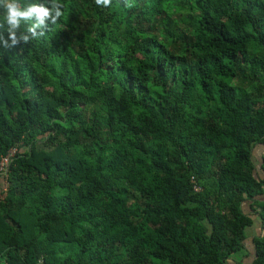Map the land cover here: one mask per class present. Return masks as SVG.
<instances>
[{
  "label": "trees",
  "instance_id": "1",
  "mask_svg": "<svg viewBox=\"0 0 264 264\" xmlns=\"http://www.w3.org/2000/svg\"><path fill=\"white\" fill-rule=\"evenodd\" d=\"M61 2L0 44V264H264V0Z\"/></svg>",
  "mask_w": 264,
  "mask_h": 264
},
{
  "label": "clouds",
  "instance_id": "2",
  "mask_svg": "<svg viewBox=\"0 0 264 264\" xmlns=\"http://www.w3.org/2000/svg\"><path fill=\"white\" fill-rule=\"evenodd\" d=\"M94 3L108 7L111 0H94ZM126 6L132 5L126 2ZM62 8L61 0L26 4H22L21 0H0V9H3V15L0 17V44L9 48L21 42L27 44L31 39L43 36L44 30L49 25H56L64 15ZM38 29L40 31H37Z\"/></svg>",
  "mask_w": 264,
  "mask_h": 264
},
{
  "label": "rangeland",
  "instance_id": "3",
  "mask_svg": "<svg viewBox=\"0 0 264 264\" xmlns=\"http://www.w3.org/2000/svg\"><path fill=\"white\" fill-rule=\"evenodd\" d=\"M264 156V148H257L256 151H254V165L256 167L259 166L261 157ZM246 210V209H245ZM253 225L250 228L246 229V241L244 243L245 246V256H239L240 254H235L231 259L229 260L230 264H233L234 262H237L239 260H245V261H250L252 258V253H253V247L251 243V239L255 236H258L260 234V223L253 218Z\"/></svg>",
  "mask_w": 264,
  "mask_h": 264
},
{
  "label": "built area",
  "instance_id": "4",
  "mask_svg": "<svg viewBox=\"0 0 264 264\" xmlns=\"http://www.w3.org/2000/svg\"><path fill=\"white\" fill-rule=\"evenodd\" d=\"M15 155H16V151H11L6 158H3L1 160L0 174H1L2 178L7 177L8 167H9L10 163L12 162V160L14 159ZM6 189H7V187L4 186V192L6 191ZM194 191L198 192L199 189L195 188Z\"/></svg>",
  "mask_w": 264,
  "mask_h": 264
}]
</instances>
